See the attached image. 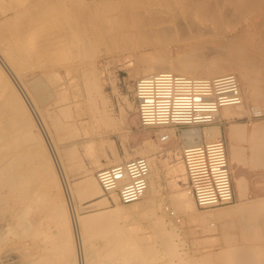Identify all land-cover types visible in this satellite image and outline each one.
<instances>
[{
  "label": "bare ground",
  "instance_id": "6f19581e",
  "mask_svg": "<svg viewBox=\"0 0 264 264\" xmlns=\"http://www.w3.org/2000/svg\"><path fill=\"white\" fill-rule=\"evenodd\" d=\"M77 1L74 13H69V5H72L70 0H56V6L54 5L51 11L48 8L43 13L45 15V24L47 21L49 24L51 23L50 27L53 30L49 28V32L53 36L47 39L49 43L52 41L51 45L48 42L44 44L45 42L42 40L43 44L39 46L41 48L38 49L39 51L37 50V54L42 53L41 50L44 51V49L51 50L53 54H60L65 50L64 52L68 51V55L71 54L69 56L77 59L76 62H79L80 65L81 59L78 61V58L83 56L85 52L87 53V57L90 56L92 51L89 50L93 46L94 41L118 44L123 41H134V44L138 45V48L134 47L133 59L129 62V66L131 65L134 68V74L131 73L133 75L131 77L136 78L138 75H141V78H143L162 72H171L191 78L213 79L230 73L234 74L238 77L241 85L242 103L235 106L223 107L216 116V121L219 123L218 126L190 128L181 131L179 134L176 130L172 129L168 135L170 139L179 137L182 140V147L185 148L205 140L212 142L220 138L223 139V131L221 132L220 126L228 124L225 129V138L228 143L226 140L225 142L228 144V161L232 174L233 165L242 166L250 160L254 163L256 161L260 162L261 159L258 161L255 154L257 151L264 154V122H255L249 130L252 138L250 142L251 149L255 153L252 154L255 157L249 158L244 155L245 149L241 144L243 136H245L246 126L244 123L238 121L245 117L264 115V75H256L257 72L262 71L261 66H264V62L261 64L257 61L247 60L250 56L247 57L246 54L245 45L247 46V43H245V40L247 39V42H249V38H244L245 33L248 35L245 32L244 25L249 20L255 29L260 31L257 35H254L257 41H253V43H257L254 46V53H257L256 56L264 53V0ZM38 2V5H34V9L37 10L41 6L42 8L45 7L43 6V3H45L43 0H38ZM0 25L2 26L1 23ZM1 26L0 62L4 66L6 62L7 69L8 67L14 69L13 76L20 79V71L17 70L19 69L17 67L22 59L26 61L30 58L29 54H27L28 52L25 51L26 48L14 46L16 44L14 42L19 39L18 37L22 32L14 34L13 32L8 31L9 33H7L4 31V34ZM41 30H44L43 32L45 33L47 29ZM44 40L46 41V36ZM248 45L253 44L249 42ZM172 46L176 47V52L172 50ZM142 47H151L153 51L152 55L147 56L140 52ZM253 54H250L252 55L251 60L255 57V54ZM68 55L66 54L67 57H69ZM21 63H23V60ZM79 65L77 68H79ZM1 66L0 200L2 199L1 201H3L1 193L4 190L11 195L17 194L21 209L22 211L24 210V213L18 215L17 218L20 219V222L23 220L26 225L31 220L32 214L30 213L32 211H42L46 207L51 209V216L58 227L59 234L57 239H55L57 240L56 244L55 242L54 244L57 246L60 242L62 246L61 251L63 250L62 253L64 254V260L61 262L44 260L34 261L32 264H99L92 260L91 251L88 246L89 241L96 234L108 237L107 240L111 243H119L124 250L126 249L125 245L127 246L128 251H120L119 255L117 252L119 259H121L118 264H151V262L149 263V255H147L146 260V254L148 253L138 251L141 247H136L137 250H133V243H136L135 245L138 243L144 244L143 241H145L137 233L138 225H134L136 227L133 226L134 228L130 227V229L124 227L125 225H120V223L123 220H127V218L140 219L150 217L153 219L157 229L159 228L161 231L166 232L165 212L167 209L155 201L159 191V176L154 177L157 169L156 157L154 155L160 149L150 145L143 147L145 149H141L143 151L137 156H131L127 153L125 158H120L117 153H113L112 156H109L108 163L103 164L96 170L123 163L138 156L148 160L150 164L148 189L140 201L130 205L120 206L116 196L112 195L110 196L114 202V206H112L108 198L103 195L96 178V172L88 171L83 178L82 184L75 190L77 191V201L79 202V199L80 201L94 199L92 204H87L85 207L96 208L104 206L108 209L83 216L79 215L78 211L80 209H78L73 186L72 188L69 186L68 169L70 168L66 162L68 158L65 159L64 155L56 150L59 149L57 146L58 142L63 133L68 131V126L57 118L50 119L49 124L44 117H32L26 103L28 102L30 109L32 108L33 114L37 108L35 107V109L28 99L25 98L26 102L24 101L20 90L19 93L14 86L15 83L13 84L10 79L11 77L6 74L4 68ZM87 67L89 68V66ZM90 70L88 72L87 68L84 67H80L77 70L75 68L74 70L79 73V77L84 83L89 106L93 110L92 114L97 113L99 115L98 117L86 118L90 120V128L92 130L98 131L100 129L105 134L113 133L118 128V121L116 122L114 118H111L112 116L109 115L108 110H101L99 108L98 101H101L102 104L105 103V98L101 91V77L95 64ZM36 84H38V80H36L35 86L29 89H31L34 99L39 101L42 98V88ZM32 99L33 97L30 100ZM49 125L53 131L52 133L50 132L52 136L47 131ZM171 152L169 153L171 154ZM173 171L175 173L174 176L176 175L178 180L181 174L185 175L182 161H179L174 166ZM235 177H233V182L237 185L238 190H240V194H243L246 180L242 176H238L239 178ZM36 186H41L42 190L36 189ZM61 188L65 190V200L63 201H59L58 195V191ZM179 191V193L170 199V203L174 208L173 216L180 214L191 222L199 223L205 231L210 233L221 231L220 233H225L227 238L236 242L235 245L231 246V253H221L216 256V264H233L234 262H228L229 259L227 260V258L229 257L236 260L234 264H264V198L247 199L246 201L243 200L244 195L243 199H240L242 202L234 207L202 213L197 211L196 204L189 190L185 191L182 189ZM0 205L2 204L0 203ZM175 221L177 222V220ZM172 230L175 231L174 227ZM170 234L169 232L160 237L162 239V241L160 240V245L163 244L164 248L169 249H167L168 253H171L175 257L179 251H177L176 246L172 245ZM230 240L228 241L231 242ZM71 244L72 247H70ZM130 244H132V248H129ZM36 249L39 250V248ZM45 249H42L40 252L45 253V251H48ZM58 250L60 251V249ZM52 254L54 255V253ZM47 257L46 253V256L44 255L43 258L47 259ZM113 257L118 259L116 255ZM208 258H212L211 255ZM181 261L183 262V260ZM184 262L179 264H197V262ZM110 263L112 264L113 262ZM163 264L174 263L164 262Z\"/></svg>",
  "mask_w": 264,
  "mask_h": 264
},
{
  "label": "rangeland",
  "instance_id": "374dc122",
  "mask_svg": "<svg viewBox=\"0 0 264 264\" xmlns=\"http://www.w3.org/2000/svg\"><path fill=\"white\" fill-rule=\"evenodd\" d=\"M28 1L29 0H0V23L2 24V26H0L2 27V31H6L7 33L13 32L14 34L22 32V34L18 37L20 40L17 39L19 43L15 41L14 44H16L14 46L17 48L22 46L24 49L26 48L25 51L28 52L27 54H29L30 57L26 61L25 59H22L23 63H21V60L19 66L17 67L19 68L17 70L20 71V79H18L16 76H13L15 71L14 69L9 67L7 69L6 62L5 66L0 62V66L2 65L1 67L4 68L6 74L11 77L9 78L11 79L13 84L15 83L14 86L18 90V92L20 90L21 93H19L24 97H22L24 101L26 102V99H28L29 102L34 105L33 107L37 108H35L36 110L33 114L32 108L30 109V105L28 104V102L26 103L29 107V111L31 112L32 117H44V119L46 118V122L48 121L49 124L50 119L57 118L60 122L68 126V131H65L61 136V142L59 141V144L57 145L59 149L56 150L58 152L60 151L64 155L65 159L68 158V160L66 159V162L68 167L70 168L68 169L69 186L71 188L73 186L76 202L79 207L78 209H80L78 211L79 215L83 216L98 211H105L108 209L104 206L96 208H86L85 205L92 204L94 202V199H85L81 201L79 199V202L77 201V191L75 190L82 184L83 178L88 171H92L93 173L94 171L97 172L96 170L99 167H101L103 164L108 163V158L109 156H112L113 153H117L120 158H125L127 153L131 156H137L143 151L141 149H145L143 147H148L151 145L160 149V151H157L158 153L154 155L156 157L157 163V169L154 177H156L157 175L159 176V191L155 198V201L157 202V204H160L163 206V208L166 207L167 209L165 212V222L167 224L165 228L166 232L161 231L159 228L157 229L154 225L153 219L150 217H143L140 219L127 218V220H123L120 225H125L124 227L127 228H134L136 227L134 225H138L139 228L137 227V233L143 240H145L143 241L144 244L138 243L137 245H135L136 243H133V245H129V248H132L131 245L134 248L133 250H137L138 247H143V249L139 248L138 251L140 250V252L148 253L146 254V260L148 257L147 255H149L150 261H148L149 263L151 262V264H163L164 262L179 264L183 263L184 261V263L197 262V264H216V256L218 254L229 252L231 253V246L235 245L236 242H234L233 240L232 242L229 238H227L225 233H220L221 231L210 233L205 231L203 229V226H201L199 223L191 222L180 214H178L177 216H173L174 208L170 203L171 197L179 193V190H189L186 176L184 174H181V180L179 179V181L176 178V175L174 176L175 173L173 171L174 166L178 164L179 161L181 162V154L184 148L182 147V140L179 137L171 138V140L168 142L160 141V136L163 133H169V131L172 129L163 131L162 129L143 128L140 124L134 98V88L136 81L142 76L138 75L139 77L137 76L136 78L131 77L133 76L131 73L134 74V68L131 65L129 66V62L132 61L133 54L135 52L133 51L135 50L134 47L138 48V45L136 46V44H134V41H123L120 44L94 41L93 46H91V49L89 50L93 52H91L92 54L90 53V56L87 57V53L85 52V54L83 53L84 55H86L85 57L84 55L80 58L76 57L78 58V61L81 59L80 65L79 62H76L77 59H74L73 56L71 58V56H69L71 54L68 55L69 52H64L65 50L60 54H53L51 50L44 49V51L41 50L42 53L40 52L39 54H37L36 52L41 48L39 46L43 44V41L45 42L44 44H46L47 42L49 43L47 39H50V37L53 36V34L49 32V28L52 29V27H50L51 23L49 24L46 20L47 22L45 24V15H43V13L48 8L51 11V9L54 8L56 0H43V2H45L47 5L43 3V6L45 7L42 8L41 6V8H39L40 10L38 8L37 10L34 9V5L36 6L39 3L38 0H30V2ZM70 2H72V5H69V13H74L78 1L70 0ZM29 6H31L32 8ZM28 12L30 13V17ZM47 24L49 25V27ZM252 26L253 25L249 22V20H247L244 25L246 29L245 32L248 33V35L245 33L244 38H249L248 40L250 44H253L248 45L249 42H247V39L245 38V43H247V46L245 45L246 54L247 57L250 56L249 58H247V60L249 59L250 61H257L258 63L262 64L264 62V53L260 56L259 54L256 56L257 53H254V46L257 44L254 35H257L258 32L260 33V31L256 30L255 27ZM39 28L45 30L47 29V33L45 32V34L43 32L44 30L42 31ZM40 30L42 31V33ZM37 33L39 34V36ZM45 36L46 41L44 40ZM252 38L254 39L252 40ZM253 41L256 42L253 43ZM51 42L49 43V45H51ZM171 48L174 52H176L175 46H172ZM140 52L144 53L147 56H151L153 53L151 47H142L140 49ZM251 53L255 54H253L255 57H253L252 60V55H250ZM66 54L69 57H67ZM37 56L41 57L38 58ZM257 58H259V61L256 60ZM94 64L97 67L99 75L101 77V91L105 98V103L102 104L101 101H98L97 104L101 110H108L107 112L110 116H112L111 118H114L116 122L118 121V128L113 133L105 134L102 133L100 129L98 131L92 130L90 128V120L86 118L94 116L98 117L99 115L97 113L94 115L92 114L93 110L89 106L87 93L84 89V83L79 77V73L74 70L75 68L77 70L80 67H84L87 68L88 72H90V69L92 68V66H94ZM78 65L79 68H77ZM87 66H89V68ZM261 70L262 71L257 72L256 75L263 76L264 66H261ZM36 80H38V84L36 85H40L42 88V98L39 101H36L34 99V96L31 93V89H29L35 86ZM32 97V100L34 102L30 100ZM238 122L244 123L246 126L245 136L247 135V138L243 136V141L241 142V144L242 146L247 147V145H249L252 140L249 130L255 122H264V115L259 117H245ZM217 123L218 121H216L212 125L200 128L215 127L219 125V123ZM227 126L228 124H222L220 126L221 132L223 131L222 134L224 140H226L225 129ZM50 127L51 126L49 125V129H47V131L52 136L51 133L53 131ZM173 130H176L178 134L181 132L180 129L173 128ZM184 130L186 129H183L182 131ZM169 152H171V154ZM251 161L252 160L247 161V163L243 166L248 168L257 167L264 169V164H261L259 162L258 165H253L254 162ZM245 182L246 187H244L243 191L245 197L244 195L237 196L234 203L226 206L207 209H200L196 207L197 211L203 213L217 209L231 208L241 203L242 200L240 201V199H243V197V200L246 201L247 199L250 200L256 198H264V175L259 177H251ZM38 188L41 189L42 187L36 186V189ZM64 192L65 190L63 188L58 191L59 201L65 200ZM1 194L3 195V201H1L2 199L0 200V203L2 204L0 205V207L2 208H0V238L1 241H3H0V264H32V262L34 261L44 260H52L58 262L63 261L64 254L62 253L63 250L61 251L62 246L60 242L59 244H57V246L60 245L59 247L55 245L57 241L55 239H57L59 234L58 227L56 226L54 219L51 216V209L46 207L43 208L42 211H32L30 213L32 214V217L30 216L31 220L28 221V224L26 225L24 224L23 220L20 222V219L17 218L18 215L24 213V210L22 211L20 203L18 202L19 196L17 194L11 195L5 192V190L2 191ZM104 197L108 198V200L111 202V205L114 206V202L112 201L110 196L104 195ZM119 205L126 206L121 204ZM175 220H177V222L179 221V223H177ZM173 227L175 231L172 230ZM169 232L171 233L170 240L172 242V245L176 246L177 251H179L178 255H176L175 257H173L171 253L170 254L172 256L168 253V248H164L163 244L160 245V240L162 241L160 237ZM107 238L108 237L99 236V234H96L95 237L91 238L88 243L89 249L91 251V258L99 264H111L110 262H113L112 264H118L121 260L118 257L119 252L128 251L129 249H127V246L125 245L127 250H124V248H121L122 246L119 243H111L109 240H107ZM226 240H230L231 242L228 241V243ZM146 242L149 244H147ZM70 247H72V244L70 245ZM36 248H39V250ZM42 249L48 251H45V253H41L40 251ZM58 249H60V251ZM46 253L48 257L47 259H44L43 257L44 255L46 256ZM52 253H54V255ZM31 254H35L36 256H32ZM110 254L113 256L116 255L118 259L111 256ZM210 255L212 258H208V256ZM168 257H170V259L167 260ZM101 260L102 262H100ZM181 260H183V262ZM227 260L229 263H235L236 261L231 257L227 258Z\"/></svg>",
  "mask_w": 264,
  "mask_h": 264
},
{
  "label": "built area",
  "instance_id": "2783aa9c",
  "mask_svg": "<svg viewBox=\"0 0 264 264\" xmlns=\"http://www.w3.org/2000/svg\"><path fill=\"white\" fill-rule=\"evenodd\" d=\"M134 98L143 128L190 129L216 122L225 106L242 103L241 85L234 74L213 79L162 72L140 78ZM163 133L162 142L171 140ZM188 189L200 209L226 206L236 200L227 144L220 138L187 146L181 154ZM150 164L135 158L96 172L103 195H115L121 205L140 201L149 184Z\"/></svg>",
  "mask_w": 264,
  "mask_h": 264
},
{
  "label": "crops",
  "instance_id": "0c3cea01",
  "mask_svg": "<svg viewBox=\"0 0 264 264\" xmlns=\"http://www.w3.org/2000/svg\"><path fill=\"white\" fill-rule=\"evenodd\" d=\"M243 148L245 149L244 152H243L244 155L246 157H249V158L252 157L253 158L254 155H252V154H255V153L251 149V144L249 143V145H247V147L246 146H243ZM258 154H259V156H258ZM255 155H257L258 161H259V159H261L260 160V163L261 164H264V154L258 153V151H257ZM258 164H259V162L256 161L253 165H258ZM232 167H233V177L237 176V178H239V177L242 176L243 179L247 180V179H249L251 177H259V176L264 175V169L263 168H257V167L248 168V167H245L243 165L242 166H236V165L234 166L233 165ZM234 188H235L236 197L239 196V195H241V196L244 195L242 193L241 194L239 193L240 190H238L237 185L235 183H234Z\"/></svg>",
  "mask_w": 264,
  "mask_h": 264
}]
</instances>
